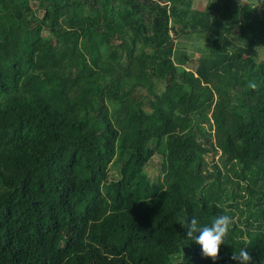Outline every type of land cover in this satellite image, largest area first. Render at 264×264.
<instances>
[{
	"label": "trees",
	"instance_id": "obj_1",
	"mask_svg": "<svg viewBox=\"0 0 264 264\" xmlns=\"http://www.w3.org/2000/svg\"><path fill=\"white\" fill-rule=\"evenodd\" d=\"M257 1L0 0V264H264ZM231 210L202 256L185 224Z\"/></svg>",
	"mask_w": 264,
	"mask_h": 264
},
{
	"label": "clouds",
	"instance_id": "obj_2",
	"mask_svg": "<svg viewBox=\"0 0 264 264\" xmlns=\"http://www.w3.org/2000/svg\"><path fill=\"white\" fill-rule=\"evenodd\" d=\"M254 86V85H253ZM182 224L185 221H181ZM232 223V218L221 214L211 219L204 225H199L195 217L185 224L187 227V237L200 246L201 254L205 257L216 259L219 246L224 241V236L228 232ZM238 264H248L251 257L243 247L238 252L234 251L231 257Z\"/></svg>",
	"mask_w": 264,
	"mask_h": 264
},
{
	"label": "rangeland",
	"instance_id": "obj_3",
	"mask_svg": "<svg viewBox=\"0 0 264 264\" xmlns=\"http://www.w3.org/2000/svg\"><path fill=\"white\" fill-rule=\"evenodd\" d=\"M241 1L242 2L250 1V2H256V3L258 2L257 0H241ZM207 2L208 0H194V5L196 7L203 6V5H206ZM220 11L223 13V15L229 17L227 14H230V12L226 10L225 6H222L220 8ZM190 34H191L190 36H186V35L178 36V43H177L178 52L181 51L183 53L185 52L187 55L189 54L192 57H198L200 54L205 52L204 45L207 44V41L209 40V38L206 36L202 37V35L200 36L199 33H195V32L190 33ZM158 87H159V90H163V86H161V83H159ZM218 156L219 155L216 154L215 157L218 158ZM161 161H162V156L157 153L153 157L152 161L147 165L146 172L152 179H155L156 176L161 173V164H160ZM111 175H113V177L118 176V172L116 168H113L111 170ZM252 210L254 211V208ZM249 213L250 212L248 211L247 214L240 220L238 218V213H235L234 211L231 210L229 216L232 218V222H235V223H232V227L235 228L238 225V223H239V226L245 227L246 219L248 218ZM251 218L252 220H254V216Z\"/></svg>",
	"mask_w": 264,
	"mask_h": 264
}]
</instances>
